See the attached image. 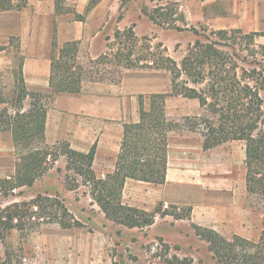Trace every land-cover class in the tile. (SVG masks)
Listing matches in <instances>:
<instances>
[{"label": "rangeland", "instance_id": "1", "mask_svg": "<svg viewBox=\"0 0 264 264\" xmlns=\"http://www.w3.org/2000/svg\"><path fill=\"white\" fill-rule=\"evenodd\" d=\"M89 1L82 22L74 15L82 0L60 1L65 13L59 20L84 27L78 41L84 75L79 96L63 97L62 106H55L52 94L39 101L48 108L54 140L33 137L38 97L25 96L22 89L20 39L0 44L5 49L0 54V264H264L257 259L258 251L264 254V187L247 190L245 141L203 149L208 126L221 114L214 115L198 99L183 94L166 99L168 146L161 150L157 145L155 152L166 150L167 183L126 178L115 202L107 192L120 191L112 178L118 176L120 183L123 173L108 170L110 163L102 168L98 158L90 169L93 176L81 175L76 166L87 169V162L63 155L65 143L89 153L92 121L100 107L122 114L114 128L121 125L124 135L125 125L140 121V101L150 112L151 96L176 93L173 79L179 93L200 91L207 84L230 93L238 78L243 86L249 82L261 88L264 0H100L87 11ZM46 10L39 9L37 16L48 18ZM221 30L227 37L215 33ZM67 38L68 31H60L57 22L58 46ZM206 44L220 50L223 59L185 61L196 58ZM261 96L264 112V89ZM60 130L65 139L56 138ZM252 133L264 138V125L258 123ZM151 138L160 144V136ZM38 198L46 211L62 219L65 208L72 216L65 220L74 218L80 226L63 229L41 219L22 236L4 210L17 203L39 210Z\"/></svg>", "mask_w": 264, "mask_h": 264}, {"label": "trees", "instance_id": "2", "mask_svg": "<svg viewBox=\"0 0 264 264\" xmlns=\"http://www.w3.org/2000/svg\"><path fill=\"white\" fill-rule=\"evenodd\" d=\"M28 1L29 0H0V12L22 10L28 6ZM54 1L56 16L64 14L65 10L62 4H60V1L62 0ZM99 1L100 0H90L87 11H91L95 8ZM74 15L77 21H85L84 16L77 13ZM215 33L227 37L226 30H221ZM200 48V52L196 58L188 57L185 61L193 60V63L197 61V64H204L205 61H216L217 57L220 58L222 56V52L210 44L203 45ZM2 50H4V48L0 47V51ZM78 52V41H70L64 43L61 47L58 46L57 23L54 21L50 77L52 95H78L81 93L84 71L78 63ZM221 59H223V57H221ZM185 61L184 68L189 71L191 67H188V65L185 64ZM22 69L23 65L21 64L19 70L23 84L22 89L25 96L32 99L38 97V101L34 104L35 111H33L35 114L32 118L31 131L33 137L45 139L48 108L43 104H40L39 101H42V99L44 100L47 95L27 91L22 76ZM169 70L170 72L175 73L177 69L169 68ZM255 72L256 71L253 70L251 74L255 75ZM175 80L176 79H173L172 83V90L176 92L175 94L151 96L152 103L150 104V112L144 111V103L140 101V121L133 125H125L121 151L116 164L117 172L123 173L124 177L120 180V183L117 181L118 176L112 178V180L115 179V184H119L118 188L120 191H117L116 194H114L115 192L113 191L110 194L107 192V196L110 198H117H112L115 202L120 200L126 178L142 180L157 185H162L166 182V150L157 155L155 149L157 148V145L161 147V150H163V147L168 146V119L165 113L166 99L169 96L180 94L192 99H198L201 106L208 108L214 115H217V113L221 114L216 124L208 126L209 131L203 141V149L209 150L215 148L229 140L245 141L247 190L250 193H254L258 190V187H264V138L254 137L252 133L258 128V123L264 125V112L262 111L263 99L261 96V91L264 89V83H261V88L252 86L249 82L243 86L241 85V79L238 78L235 80L230 93L228 90L222 92L221 88L215 84H207L206 89L200 91L195 88H186L185 93H179ZM157 99H159V102L156 106ZM147 121L150 122V124H148ZM156 136H160V144L156 143ZM151 137H154L155 139H152ZM129 144L133 145L132 149L129 147ZM64 146L66 150L63 155L67 156L68 160L69 158H74L76 163L82 162L80 160H85L87 162V169L81 168L82 163H80L79 166H76L78 168V173L81 175L88 174L93 176V172L90 169L92 168L95 159L97 142H95L90 148L88 154H83L72 149L68 143H65ZM112 180L110 179V186L113 182ZM45 199L43 200L47 201L49 198ZM37 200L40 205H35L39 207V210H34L33 205H30L29 203L13 204L4 210V212H8L6 216L12 223L13 228L20 231L22 236L26 235L24 229L29 226L31 227V225H36V222L38 223L41 219L42 221H47V219H49L51 222L59 224L63 229H71L75 226H80V223L74 218L71 220L72 222H67L65 220V218L69 216L72 218L65 208L64 210L62 209L64 212V219H62L58 216L57 212L46 211L40 198ZM56 203L58 205L60 204L59 202ZM187 210L191 212L192 207H188ZM26 219L30 221H27ZM152 223L153 219L148 221V224ZM216 253L219 255L221 252L217 250ZM257 259L264 262V254H260L258 251Z\"/></svg>", "mask_w": 264, "mask_h": 264}, {"label": "crops", "instance_id": "3", "mask_svg": "<svg viewBox=\"0 0 264 264\" xmlns=\"http://www.w3.org/2000/svg\"><path fill=\"white\" fill-rule=\"evenodd\" d=\"M87 2L88 0H82V3L80 2L77 5L76 11L78 14H83ZM44 7H46V11L48 13V18L46 19L45 15L44 18L37 16L39 9L42 13L44 11ZM59 16L60 15L56 16L54 0H29L28 6L22 10L0 12V44L6 46L8 41L4 40H10L12 37H18L20 39L21 53L24 57L22 61V76L28 92L40 93L43 95L52 94L50 77L54 21L56 23L58 22L60 31L64 29L68 31V38L63 42L80 41L84 36V27L79 26V22L74 21L72 23L74 26H71V23L66 24L65 22L59 20ZM80 24L82 25V23ZM40 42L43 43L40 44ZM4 50L0 51V54ZM71 96L77 97L76 95L70 94H56L54 97L55 106L58 107L59 104L62 106L63 103H66V99L64 100L62 98ZM85 102L89 104L88 100H85ZM101 104L102 102L100 101L98 105ZM115 111L116 109H110V111H108L104 107H100L98 112L94 114L95 120L92 121L94 126L92 127L93 131L91 137L93 139L91 140L92 144L90 143V148L95 142H97L94 162L97 163L98 158L99 161H104L101 163L102 168L104 169L106 168L105 166L110 163L108 170L116 169V163L114 161H116L115 158L117 159V156L121 151V144L123 140L121 125L118 129L114 128L117 125L119 126V124L115 123V121L120 120L122 114L119 117ZM95 131L99 133V138L95 137ZM45 138L48 140L55 139L50 136L47 122ZM56 138L65 139L66 133H64L63 130H60L59 135ZM81 144L83 146H87L83 143ZM74 145H76V143L72 146ZM82 152H85V150H82ZM168 165L169 160H167L166 183L169 181Z\"/></svg>", "mask_w": 264, "mask_h": 264}]
</instances>
